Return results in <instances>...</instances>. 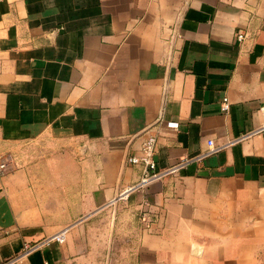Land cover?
Here are the masks:
<instances>
[{
	"label": "crops",
	"instance_id": "obj_1",
	"mask_svg": "<svg viewBox=\"0 0 264 264\" xmlns=\"http://www.w3.org/2000/svg\"><path fill=\"white\" fill-rule=\"evenodd\" d=\"M0 156V264H264V0H0Z\"/></svg>",
	"mask_w": 264,
	"mask_h": 264
},
{
	"label": "built area",
	"instance_id": "obj_2",
	"mask_svg": "<svg viewBox=\"0 0 264 264\" xmlns=\"http://www.w3.org/2000/svg\"><path fill=\"white\" fill-rule=\"evenodd\" d=\"M245 37V34L238 32L236 34V38L238 40H242ZM228 109V103L225 101L221 105V110L226 111ZM167 126L176 127L177 123L175 122H167ZM157 138L152 134H145L141 140L138 154H129L126 157V162L129 164H141L144 168V176L145 178L149 177H157L160 176L164 172H158L156 170V162L154 159L155 151H156ZM220 148L214 145L213 140H208V149L199 157H203L205 155L217 152ZM8 156H0V175H4L8 169ZM169 171V170H168ZM51 239L56 240L57 242H62L64 240V231L59 232L52 236ZM12 260H7L2 264H10Z\"/></svg>",
	"mask_w": 264,
	"mask_h": 264
},
{
	"label": "rangeland",
	"instance_id": "obj_3",
	"mask_svg": "<svg viewBox=\"0 0 264 264\" xmlns=\"http://www.w3.org/2000/svg\"><path fill=\"white\" fill-rule=\"evenodd\" d=\"M53 148L50 146H42L41 143H36L30 146H27V149H25L23 155L27 157L28 159L31 157L34 160L37 159H43L46 157V159H51L53 157ZM98 230L97 233H90V236H88V239L90 240H100L101 242H109V241H124L128 239V237L131 235L126 230H121L118 233L112 232V218H109L107 215L102 216L98 219ZM95 235V236H94ZM99 235V236H98ZM87 240V235H86ZM90 252V257H104L109 258L114 253V249L109 247H102V248H93L89 250H85L84 256ZM79 255V254H78Z\"/></svg>",
	"mask_w": 264,
	"mask_h": 264
}]
</instances>
